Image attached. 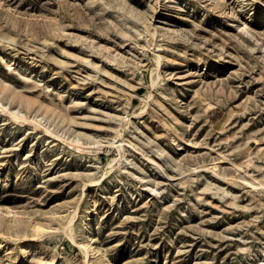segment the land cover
Returning <instances> with one entry per match:
<instances>
[{
  "label": "rangeland",
  "instance_id": "1",
  "mask_svg": "<svg viewBox=\"0 0 264 264\" xmlns=\"http://www.w3.org/2000/svg\"><path fill=\"white\" fill-rule=\"evenodd\" d=\"M0 82V264H264V0H0Z\"/></svg>",
  "mask_w": 264,
  "mask_h": 264
},
{
  "label": "bare ground",
  "instance_id": "2",
  "mask_svg": "<svg viewBox=\"0 0 264 264\" xmlns=\"http://www.w3.org/2000/svg\"><path fill=\"white\" fill-rule=\"evenodd\" d=\"M159 63H160V60H159ZM159 76H160V74L158 73L157 77H159ZM151 81H152V85L155 86L157 83L155 76L152 75ZM1 85H2L3 89H6V86H3V84H1V82H0V86ZM28 104L31 106L32 102L29 101ZM0 109L9 111L12 115H14L16 117L26 116L24 113H22V111L20 109L12 110L11 106L8 105L7 103H5L1 97H0ZM36 123H38L40 125L42 122L40 120H37ZM117 134L119 135V138H120V136L122 137V135H123V133L120 131H118ZM77 141H79V138L77 139ZM125 142H127V139L124 137H122L121 140L116 138L114 141L115 145L119 149L121 148V145L123 146L125 144ZM93 144L96 146V145H99L100 142H94ZM114 160H116V158ZM153 162H154V160H153ZM114 163H115V161H114ZM112 166H114V165L112 164V162H110L108 164V167H107V172L111 171ZM77 213H78V211H77ZM74 217H75V215L72 216V218L69 220V222L65 225L64 230L71 237V239L81 247V249L84 253V256H85L84 264H114L107 259V255L105 253V250L102 248V246L98 242V237L96 234V225H95V222L93 221L92 217H90L91 221L89 223H87L88 225H87L85 231L83 230L84 231V232H82L83 237L80 240L77 239V231L75 230V227L73 224ZM25 255H27V254L25 253ZM99 257H103L104 260L101 261L100 263H96V261H93L94 259H98Z\"/></svg>",
  "mask_w": 264,
  "mask_h": 264
}]
</instances>
